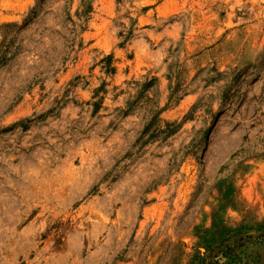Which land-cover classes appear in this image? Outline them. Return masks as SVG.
I'll use <instances>...</instances> for the list:
<instances>
[{
    "label": "rangeland",
    "instance_id": "374dc122",
    "mask_svg": "<svg viewBox=\"0 0 264 264\" xmlns=\"http://www.w3.org/2000/svg\"><path fill=\"white\" fill-rule=\"evenodd\" d=\"M264 0H0V264L264 263Z\"/></svg>",
    "mask_w": 264,
    "mask_h": 264
},
{
    "label": "trees",
    "instance_id": "16d2710c",
    "mask_svg": "<svg viewBox=\"0 0 264 264\" xmlns=\"http://www.w3.org/2000/svg\"><path fill=\"white\" fill-rule=\"evenodd\" d=\"M262 237H264V234H262ZM264 241V240H263ZM257 264H264L263 262H262V259L260 258L259 260H257V262H256Z\"/></svg>",
    "mask_w": 264,
    "mask_h": 264
}]
</instances>
